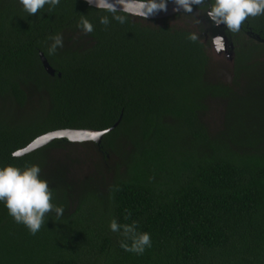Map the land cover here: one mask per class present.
I'll return each mask as SVG.
<instances>
[{
	"label": "trees",
	"instance_id": "obj_1",
	"mask_svg": "<svg viewBox=\"0 0 264 264\" xmlns=\"http://www.w3.org/2000/svg\"><path fill=\"white\" fill-rule=\"evenodd\" d=\"M207 10L121 24L85 0L35 15L0 0V167L39 165L64 208L32 235L0 201V264H264V15L231 33ZM55 34L63 47L49 55ZM220 34L233 44L229 69L210 56ZM111 127L100 143L56 138L12 157L51 131ZM75 144L96 161L73 157ZM58 149L90 172L54 159ZM112 219L137 222L151 247L124 251Z\"/></svg>",
	"mask_w": 264,
	"mask_h": 264
},
{
	"label": "clouds",
	"instance_id": "obj_2",
	"mask_svg": "<svg viewBox=\"0 0 264 264\" xmlns=\"http://www.w3.org/2000/svg\"><path fill=\"white\" fill-rule=\"evenodd\" d=\"M23 9L29 15L39 13L45 5L49 6L51 12L60 0H19ZM90 5L96 9L111 14L112 19L123 24L128 16H136L147 19L163 10L167 11L166 0H88ZM177 11L192 13L193 6H206V15L216 25L226 26L227 31L238 33L242 25L249 18L264 15V0H214L206 3V0H175ZM119 6V7H118ZM123 13V14H121ZM100 23L106 27L110 23L108 16L100 17ZM77 27L86 34L94 31V26L87 18L81 15ZM52 43L48 47V54L55 55L58 48L63 47L62 34H55L49 37ZM188 39L195 42L199 36L192 33ZM212 44L217 52L225 48L223 36L212 37ZM103 133H97L93 140H98ZM42 146V145H41ZM27 154L25 151L15 150L12 152L13 158H21ZM41 168L32 164L23 168L14 165L0 167V201H2L11 217L18 224H23L35 235L45 225L46 217L49 213L55 212L59 219L64 213L62 206L53 204V193L49 188L47 180L40 178ZM130 215V213H129ZM128 217L126 216L125 219ZM109 228L113 233H118L123 237L120 247L126 251L142 255L146 248H150L152 241L148 232H139L138 224L133 221L131 224H120L116 219H112ZM130 241V243H129Z\"/></svg>",
	"mask_w": 264,
	"mask_h": 264
},
{
	"label": "water",
	"instance_id": "obj_3",
	"mask_svg": "<svg viewBox=\"0 0 264 264\" xmlns=\"http://www.w3.org/2000/svg\"><path fill=\"white\" fill-rule=\"evenodd\" d=\"M85 1L88 3V0H85ZM110 2H114V0H110ZM166 4H167V11L161 10V11L157 12L155 15L149 16L147 19H164V18L172 17L175 14L182 12V10L181 11L176 10L177 5L175 4V0L170 1V2H166ZM92 6H94V5H92ZM133 17H136V16H133ZM222 25L223 24H221L220 26H222ZM220 36H223V38H224V44H225L224 49H226V46H229L231 48V50L229 51L230 52L229 57L233 63V56H234L233 44L230 43L228 37L225 34H220ZM40 57H41L42 63L44 65L45 69L47 70V72L50 73L51 75H54L56 73V70L49 63L48 59L46 58V56L44 55L43 52H40ZM58 75L61 76V73H58ZM116 125L117 124H115L113 127H115ZM113 127L106 129V130H102V131L101 130H93V129H61V130L51 131V132L45 133L41 136H38L27 147L21 149V151H25L26 153H29L31 151H34L37 148H40V147H43V146L49 144L50 142H52L56 138H67L72 142H74V141H76V142L94 141L96 143H100L102 141L104 134L106 132L110 131ZM97 133H103V134L99 136L98 140H93L92 139L93 135L97 134Z\"/></svg>",
	"mask_w": 264,
	"mask_h": 264
},
{
	"label": "rangeland",
	"instance_id": "obj_4",
	"mask_svg": "<svg viewBox=\"0 0 264 264\" xmlns=\"http://www.w3.org/2000/svg\"><path fill=\"white\" fill-rule=\"evenodd\" d=\"M210 56L212 59V63L213 66H220L221 68L224 67L226 69L231 68L232 66V60H230L229 57V51L231 50V48L229 46H226V49H224L221 52H217L211 42V46H210ZM221 114H222V110H221V105H213L212 108L210 109V111L207 114V120L211 123V125L214 126H218L219 125V120L221 118ZM206 117V116H205ZM74 143H79L74 141ZM74 150V154H72L73 157H77L80 156L81 158H83L86 162V166L88 167L89 164H92L93 161H96V154L95 152H93L91 155L93 156L94 159H91V155L89 156V152L88 149L86 148V146L82 145V144H75V146L72 148ZM68 152L66 150L63 149H58L56 152H53V157L54 159H57L58 161H62V162H69L74 164V167L79 168V171L77 172L79 174V176L82 175V173H89L90 170L85 167H80V165L77 162H74L73 158H71L70 156H68ZM76 154V155H75ZM68 160V161H67ZM72 160V161H71Z\"/></svg>",
	"mask_w": 264,
	"mask_h": 264
},
{
	"label": "snow or ice",
	"instance_id": "obj_5",
	"mask_svg": "<svg viewBox=\"0 0 264 264\" xmlns=\"http://www.w3.org/2000/svg\"><path fill=\"white\" fill-rule=\"evenodd\" d=\"M95 135H97V134H94L93 137H94Z\"/></svg>",
	"mask_w": 264,
	"mask_h": 264
}]
</instances>
